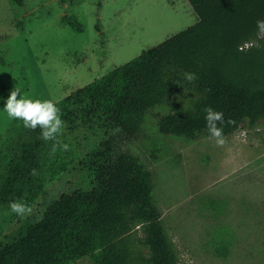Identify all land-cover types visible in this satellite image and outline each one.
<instances>
[{"label":"trees","instance_id":"16d2710c","mask_svg":"<svg viewBox=\"0 0 264 264\" xmlns=\"http://www.w3.org/2000/svg\"><path fill=\"white\" fill-rule=\"evenodd\" d=\"M186 1L197 15L194 24L55 102L68 129L101 127L114 135L81 163L92 173L91 188L61 194L39 220L0 241V264H72L86 257L92 264L178 263L153 201L151 173L136 156L116 149L115 133L134 137L146 113L180 90L189 107L162 115L161 134L210 136L209 106L223 112L224 136L264 122V33L256 24L264 19V0ZM63 19L82 31L74 17ZM185 72L196 78L186 80ZM60 146L59 133L46 141L40 126L23 122L6 132L0 140V207L13 201L32 206ZM217 253L226 256L224 241Z\"/></svg>","mask_w":264,"mask_h":264},{"label":"rangeland","instance_id":"374dc122","mask_svg":"<svg viewBox=\"0 0 264 264\" xmlns=\"http://www.w3.org/2000/svg\"><path fill=\"white\" fill-rule=\"evenodd\" d=\"M196 21L186 0H24L21 6L0 0V140L23 123L2 110L14 86L55 103ZM184 94L180 90L146 113L134 137L115 133L116 149L150 171L153 201L177 264H264V122L241 125L223 145L211 136L161 134L162 115L189 107ZM111 135L101 127L63 126L59 154L46 166L44 189L30 211L21 216L0 207V241L39 220L61 194L90 189L92 173L81 163ZM221 241L226 256L217 253ZM72 264L92 262L86 257Z\"/></svg>","mask_w":264,"mask_h":264},{"label":"clouds","instance_id":"9594fccd","mask_svg":"<svg viewBox=\"0 0 264 264\" xmlns=\"http://www.w3.org/2000/svg\"><path fill=\"white\" fill-rule=\"evenodd\" d=\"M256 24L259 31L264 33V19L257 20ZM184 77L186 80L192 81L196 78V74L185 72ZM2 110L6 111L11 118L22 119L26 127L35 129L40 126L41 137L46 141L54 140L57 134L61 132L64 124L61 119L60 109L53 100L33 99L27 94H21L20 88L17 86H14L9 91ZM205 121L210 136L215 138L217 144L223 145L225 137L223 128L220 126L224 121L223 112L209 106L205 109ZM63 147L66 149L68 145L65 144ZM53 150H55V145ZM10 208L12 212L21 216L30 211L26 203L17 201L11 202Z\"/></svg>","mask_w":264,"mask_h":264}]
</instances>
